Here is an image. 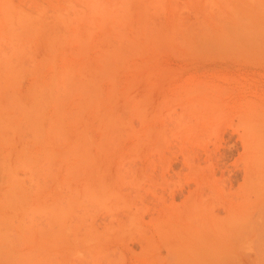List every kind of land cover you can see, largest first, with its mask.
<instances>
[{
  "label": "rangeland",
  "instance_id": "1",
  "mask_svg": "<svg viewBox=\"0 0 264 264\" xmlns=\"http://www.w3.org/2000/svg\"><path fill=\"white\" fill-rule=\"evenodd\" d=\"M0 264H264V0H0Z\"/></svg>",
  "mask_w": 264,
  "mask_h": 264
}]
</instances>
